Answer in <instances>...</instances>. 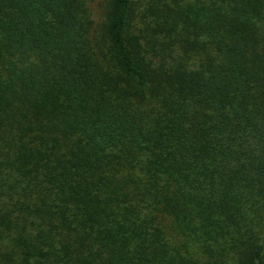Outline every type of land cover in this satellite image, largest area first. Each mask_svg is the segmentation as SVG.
Returning <instances> with one entry per match:
<instances>
[{
    "label": "trees",
    "instance_id": "1",
    "mask_svg": "<svg viewBox=\"0 0 264 264\" xmlns=\"http://www.w3.org/2000/svg\"><path fill=\"white\" fill-rule=\"evenodd\" d=\"M134 7L0 0V264H264V0Z\"/></svg>",
    "mask_w": 264,
    "mask_h": 264
},
{
    "label": "rangeland",
    "instance_id": "2",
    "mask_svg": "<svg viewBox=\"0 0 264 264\" xmlns=\"http://www.w3.org/2000/svg\"><path fill=\"white\" fill-rule=\"evenodd\" d=\"M156 0H135L134 7V26L132 30L133 35H137L140 31H146L148 35L153 28L154 18L151 16L149 9L154 5ZM171 1V0H168ZM183 4L194 5L195 0H181ZM97 20V14H95ZM143 17V18H142Z\"/></svg>",
    "mask_w": 264,
    "mask_h": 264
}]
</instances>
